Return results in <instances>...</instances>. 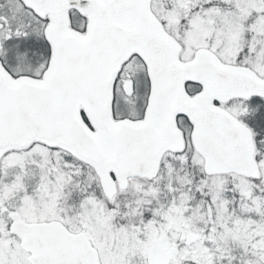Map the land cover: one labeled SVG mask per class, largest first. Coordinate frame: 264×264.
<instances>
[{
    "label": "snow or ice",
    "instance_id": "1",
    "mask_svg": "<svg viewBox=\"0 0 264 264\" xmlns=\"http://www.w3.org/2000/svg\"><path fill=\"white\" fill-rule=\"evenodd\" d=\"M0 264H264V0H0Z\"/></svg>",
    "mask_w": 264,
    "mask_h": 264
}]
</instances>
